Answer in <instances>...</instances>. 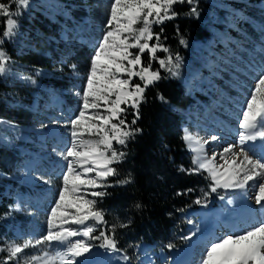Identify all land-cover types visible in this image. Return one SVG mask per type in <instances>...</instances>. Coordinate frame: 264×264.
<instances>
[{
	"label": "snow or ice",
	"instance_id": "6c2138e0",
	"mask_svg": "<svg viewBox=\"0 0 264 264\" xmlns=\"http://www.w3.org/2000/svg\"><path fill=\"white\" fill-rule=\"evenodd\" d=\"M184 3L194 4V0H113L105 25L107 30L91 58L86 86L82 94L77 93L82 106L78 115L68 122L70 146L60 153L67 161L66 170L62 174L58 199L48 216L47 234L23 243L6 242L0 252L8 255L0 264H10L11 261L16 264H86L79 258L92 251V242H99L98 247L108 253H117V258L125 264L131 260L117 246V225L108 228L105 211L98 204L109 195L105 189L133 182L130 176L114 183L108 181L109 177L119 175L114 165L120 164L125 157V153L118 151L114 144L126 146L142 131L133 125L140 119L145 92L163 78L159 71L153 70L152 61H158L160 68L170 75H179L181 57L176 55L173 58L169 48L160 43L163 28L156 33L153 25L174 19L177 15L174 6ZM29 8L30 0H8L7 3L0 0V17L6 18L2 21L4 31L0 45L18 35L17 18ZM197 14L196 7L188 12V15ZM153 40L155 43H150ZM180 43L187 45L183 38ZM133 49L138 51L133 52ZM158 50L169 54L166 58H158ZM145 53H148L147 63L142 59ZM9 63L10 57L0 48V76L9 72ZM71 67L75 71L76 65ZM22 78L35 83L31 77ZM136 78L139 82H134ZM159 99L164 101L163 96ZM127 107L133 109L134 119L130 123L124 118ZM239 116L238 142L225 146L220 152L207 147L219 139L216 135L205 139L185 131L182 139L193 154L194 167L181 170L206 172L212 181L213 193L219 188L243 192L251 187L255 190L256 205L264 210V156L256 157L250 154V148L245 147L250 141H264V73L259 75L254 89L242 102ZM43 182L51 183L47 179ZM220 199L223 200L224 196ZM195 203L203 202L198 199ZM203 206L207 207V204L203 203ZM135 207L139 209L142 205L137 203ZM15 210H19V204ZM97 225L103 226L98 235L94 234ZM119 227L127 225L120 224ZM191 238L185 237L186 240ZM45 245L47 247L39 254L25 253L26 249H39ZM47 248L53 251L49 252ZM200 264H264V220L211 241Z\"/></svg>",
	"mask_w": 264,
	"mask_h": 264
},
{
	"label": "trees",
	"instance_id": "16d2710c",
	"mask_svg": "<svg viewBox=\"0 0 264 264\" xmlns=\"http://www.w3.org/2000/svg\"><path fill=\"white\" fill-rule=\"evenodd\" d=\"M97 1L30 0L20 40L16 49H10L12 53H9V56L13 58V64L19 69L47 70L51 77L46 87L53 91L58 90L59 94L61 88H67L69 85L66 80L59 87L55 85L54 82L59 80L61 73L53 71L56 65L51 63L52 59H45L42 64L38 63L36 54L29 50L30 45H36V41L39 40L40 45H47L46 52L53 57L61 46L66 45L59 38L63 32L68 41L75 42L69 44L72 51L67 58V65H75L82 59L80 54L87 52L86 46L79 47L76 43L75 36L85 27L79 23L78 18L83 17L84 6ZM221 1L227 3L231 13L236 16L238 4L245 1L248 6H252V3L260 0ZM70 4L79 7H71ZM192 7H196L197 15H188ZM212 7L213 5H209L207 1L196 6L187 3L177 4L174 6L176 17L153 28L156 33H160V29L163 28V32L160 33L163 46L169 48L173 58L176 55L181 57V65L178 76H172L166 70L156 67L163 78L146 90L145 101L140 106V119L133 125L142 131L129 140L126 146L115 147L118 151H123L125 157L120 164L114 165L119 175L109 177L108 182L114 183L117 179L129 176L133 182L105 189L109 195L98 204V207L105 211L108 228L113 224L117 225V246L122 250L126 245L134 250L138 245L144 244L151 246L154 251L169 254L171 250L167 249V245L171 244L176 236L179 240L173 244L172 250L180 249L187 235L182 215L188 212L190 207H197L192 206V203L200 199L201 194L211 192L212 181L205 172L189 173L181 169L194 167L192 157L186 151L182 139L183 127L191 126V116L187 110L192 108L193 103L197 106L196 102L199 99H208L206 89L204 91L206 95L197 91L198 81L212 86L213 81L209 74L214 73L209 66L230 48L235 49L237 44L235 40L241 37L238 27L214 30L215 26L210 23ZM75 10L80 13H74ZM66 12L69 15H66ZM92 22L96 23L94 18ZM3 31V23H0V36ZM181 38L187 41V45L180 43ZM209 39L211 42L207 46L206 42ZM195 41L203 42L199 52L194 51L192 44ZM87 53L89 61L90 50ZM168 54L160 56L166 58ZM242 55L243 59H249L247 51H241ZM63 67L64 65L57 66ZM63 78L66 79L65 76ZM16 83L22 84L17 74L8 75L0 81V239H3V235L8 239L14 238L12 232L16 221L10 219L12 199L18 190L26 189L15 178V174L19 169V162L31 157L30 153H27L28 149L19 146L15 135L29 132L32 140L34 139L33 131L27 129L35 125V109L30 107L32 97L28 95L23 105H15V88H22L14 86ZM160 96L164 97V101L159 99ZM132 119L133 111L128 122L130 123ZM137 203L142 207L137 209L135 207ZM120 224H126L127 227L121 228ZM124 252L128 256L131 255L128 251ZM3 259L5 258L0 257V261Z\"/></svg>",
	"mask_w": 264,
	"mask_h": 264
},
{
	"label": "rangeland",
	"instance_id": "374dc122",
	"mask_svg": "<svg viewBox=\"0 0 264 264\" xmlns=\"http://www.w3.org/2000/svg\"><path fill=\"white\" fill-rule=\"evenodd\" d=\"M205 1H207L209 5H213V7L210 8V23L215 26L214 30L216 31L217 28L227 29L228 27L236 29L238 27L241 37L240 39L236 38L235 41L237 44L234 47L235 49L230 48V50L219 57V59L213 60V64L209 66L212 73H214L209 74L213 81L212 86L204 85L202 81H198L199 86L197 91L202 93L206 89L208 92V99H199V104L196 102L197 106H195V103L192 104L193 106L190 109V113L192 114L190 120L191 126L189 128L185 127V131L205 139L216 135L219 139L214 144H210L213 145L212 147H209L210 145L207 147L216 152H220L225 146L238 142L236 133L238 130V120L240 118L239 114L242 109V102L254 89L259 75L264 73V0L252 3V6H248L245 1L241 2L238 4L239 7L236 16L231 13L229 5L221 0H194V4L192 5L196 6ZM238 1L239 0H237V2ZM4 2L7 3L8 0H4ZM112 3L113 0H98L92 5L83 7L85 11L84 15L78 19L79 23L84 24L85 27L81 29V33L75 36V38L78 44L77 46H86V51L88 52L90 50L91 56L89 61H87L88 53L86 52L85 54L82 52L80 55L85 57L80 56L82 59L75 64V71L72 69V65H67V58L70 57L72 51L69 44L75 42L68 41L67 36L63 32H61L59 38L66 45L60 47L58 53L54 54V58L52 54L46 52L47 45H40L41 42L39 40L36 41V45H30L29 50L36 54L35 58L38 63L42 64L45 59H52L51 63L56 65L53 71H58L57 73L61 74H59V80L54 82L55 85L58 87L61 86L64 80H66L69 85L67 88H61L59 94H57L58 90L53 91L51 88L46 87L51 77L47 70L38 68L33 70L27 68L19 69L13 64V58L9 56V53H12L10 49H16L18 41L20 40L22 33L21 29L25 27L26 13L29 12V9L24 10L22 15L17 18L19 22L18 35L12 40H5V43L0 45V48L10 57L9 72L0 76V81L5 79L8 75L17 74L22 84L16 83L14 86L22 88H15V105H23L24 100L28 99L29 95L32 97L30 107L35 109V125L27 128L33 131L34 139L32 140L31 133L25 132L21 136L16 135V140L19 142L21 148L28 149L31 153V159H33V161L27 163H32L35 166L34 170H32L34 182L40 178L50 180L51 183L49 186L51 189L49 191L52 192V194H46L42 198L36 200L29 196L27 200L24 199L26 202L21 203L22 208L19 210H15L17 204H14L11 209L12 215L10 216L11 220L16 221V225L13 229L14 238L8 239L3 235V239H0V247H3L6 242L10 243L14 241L16 243H23L27 239L34 240L47 234L48 216L51 208L54 207L56 199H58V194L62 187V174L66 170L67 161L61 157L60 153L66 147L70 146L71 135L68 122L78 115L79 109L82 106V100L77 93L79 92L82 94L83 88L86 86V76L90 69L91 58L95 53V46L98 45L103 34L107 30L105 25L110 16V5ZM70 6L79 7L73 4H70ZM14 8L15 5H13V9ZM74 13L79 14L80 12L75 10ZM66 15H69L68 12H66ZM93 18L96 23L92 22ZM4 20H6V18L0 17V23ZM154 26L155 25H153V28ZM150 43H155V40ZM160 43L164 45L161 39ZM200 46L199 44H194L196 50H200ZM243 50L247 51L249 59L244 60L243 55L241 56V51ZM132 51L137 52L138 50L133 49ZM162 54L165 55L166 53L158 50L156 55L158 58H161L160 55ZM142 59L147 63L148 53H145ZM58 65H64V67L57 68ZM152 66L153 70H157L156 67L161 69L158 61H152ZM63 71L64 73L62 74ZM63 76H65L66 79L63 78ZM22 77H31L32 80H35V83L33 84L31 81L25 80ZM134 82H139L138 78H136ZM27 92H29V94H27ZM204 95H206L205 92ZM56 100H59V102ZM35 106L37 108H34ZM132 111L133 109L127 107V112L124 115L127 122L129 121V115ZM39 117H44L45 119L41 120ZM50 129H54L57 132L51 133ZM116 146L120 145L114 144V147ZM189 154L191 156L193 155L192 153ZM57 158L59 159L57 160ZM19 163V169L16 171L15 178L26 187H29L32 193H36L39 191V186L28 183L24 178L26 161L21 160ZM46 186H48V184H46ZM247 189L248 192L250 191L249 196L252 201L251 205H256L254 200L255 190L251 187ZM220 196H224V199L221 200ZM236 197L237 194H231L228 190L223 188L217 189V192L214 193L204 192L200 195L199 200L206 203L207 207H204L203 203L196 204L194 201L192 206L195 205L197 207H190V210L182 215V221L186 223L187 236H191L192 238L199 237V233L207 226V221H215L213 223H216V229H218L213 232L212 240L197 242L193 249V258L186 264H200L201 256L209 243L227 234V231H225L227 230L226 226L222 228L220 225L222 224V218H224L226 214L228 215L230 208L235 205L234 202L237 200ZM15 199L18 200L19 196L17 195ZM41 201L42 203H40ZM229 201H231V203H229ZM219 203H222V205ZM258 213L259 212H257V214ZM218 214L221 215L219 216L220 218H215ZM254 223H256L254 219H248V222H242L235 231L240 232L245 230L250 224ZM96 227L98 230L94 234L98 235L99 229L102 226L97 225ZM178 240V236L174 237L171 245ZM190 240L185 239V244ZM92 243H94V247L85 257L97 251H106L98 247L99 242ZM46 247L45 245L41 246L39 249H26L25 253L28 255L39 254L42 249ZM145 247L146 246L141 245L131 250L128 245L124 246V250L131 253L129 256L131 260L127 262V264H174L181 250L173 251L172 248L168 247L167 249L171 251L170 254H166L163 251H154L150 246L147 248ZM47 250L49 252L53 251L52 248H47ZM7 255V252H0V257L6 259ZM11 262L16 264L15 261Z\"/></svg>",
	"mask_w": 264,
	"mask_h": 264
},
{
	"label": "bare ground",
	"instance_id": "6f19581e",
	"mask_svg": "<svg viewBox=\"0 0 264 264\" xmlns=\"http://www.w3.org/2000/svg\"><path fill=\"white\" fill-rule=\"evenodd\" d=\"M59 102V100H56ZM231 130V129H230ZM51 133H56L57 131L54 129H50ZM216 142V141H215ZM215 142L211 143L214 144ZM236 143V142H234ZM233 144V143H232ZM213 145H210L209 147H212ZM247 148L251 149V154L256 157L264 156V141H260L259 139L255 142H249L246 146ZM32 167L33 164H26L25 166V174L24 178L28 183L33 184L34 177L32 176ZM36 180V179H35ZM231 194H237L236 201L234 202V206L230 208L229 214L222 218V224L220 225L222 228L224 226H229L230 229L226 227L227 234H233L236 233L234 229H231L233 222L238 218L239 215H249V217L244 220L245 222H248V219H254L255 222L264 220V210H261L258 205H251V197L249 196L248 189L245 191H234V190H228ZM255 200V199H254ZM222 205V203H219ZM256 210L259 213V215H256ZM254 214V215H252ZM207 215V214H206ZM220 214L216 215L215 218H220ZM236 216V217H235ZM214 218V219H215ZM226 220H229L230 223H226ZM207 221V219H206ZM215 222V221H213ZM207 221V226L204 227L203 231L199 233V237L192 238L187 244L183 246V248L178 253L177 259L174 261V264H186L188 261V255L193 250V247L197 244V242L201 241H210L213 238V232L217 231L216 229V223ZM218 234V233H217ZM117 253H108L107 251H97L95 253H92L90 256L87 257H81L79 259L85 260L86 264H125L122 260H119Z\"/></svg>",
	"mask_w": 264,
	"mask_h": 264
}]
</instances>
